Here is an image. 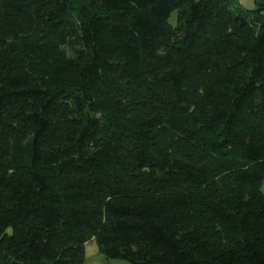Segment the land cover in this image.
I'll return each instance as SVG.
<instances>
[{"label": "trees", "instance_id": "trees-1", "mask_svg": "<svg viewBox=\"0 0 264 264\" xmlns=\"http://www.w3.org/2000/svg\"><path fill=\"white\" fill-rule=\"evenodd\" d=\"M263 180L264 5L0 0V264H264Z\"/></svg>", "mask_w": 264, "mask_h": 264}, {"label": "rangeland", "instance_id": "rangeland-1", "mask_svg": "<svg viewBox=\"0 0 264 264\" xmlns=\"http://www.w3.org/2000/svg\"><path fill=\"white\" fill-rule=\"evenodd\" d=\"M253 8V7H249ZM176 15L175 13L171 17V24H175ZM102 259L99 254L98 246L95 242H90L85 246L84 256L80 264H101ZM113 264H129L126 262H114Z\"/></svg>", "mask_w": 264, "mask_h": 264}, {"label": "crops", "instance_id": "crops-1", "mask_svg": "<svg viewBox=\"0 0 264 264\" xmlns=\"http://www.w3.org/2000/svg\"><path fill=\"white\" fill-rule=\"evenodd\" d=\"M238 4H243L247 7H255L256 5H264V0H236ZM262 192L264 194V180L261 186Z\"/></svg>", "mask_w": 264, "mask_h": 264}, {"label": "built area", "instance_id": "built-area-1", "mask_svg": "<svg viewBox=\"0 0 264 264\" xmlns=\"http://www.w3.org/2000/svg\"><path fill=\"white\" fill-rule=\"evenodd\" d=\"M101 264H107V263H101Z\"/></svg>", "mask_w": 264, "mask_h": 264}]
</instances>
